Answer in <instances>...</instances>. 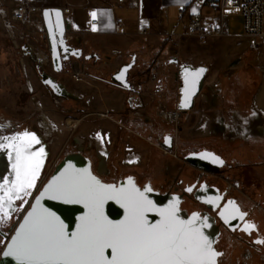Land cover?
Wrapping results in <instances>:
<instances>
[{
	"label": "rangeland",
	"instance_id": "rangeland-1",
	"mask_svg": "<svg viewBox=\"0 0 264 264\" xmlns=\"http://www.w3.org/2000/svg\"><path fill=\"white\" fill-rule=\"evenodd\" d=\"M99 2L100 0H0V120L22 122V127L40 136L47 153L41 171L43 177L52 167L53 161L61 158L64 144L72 133L85 142H92L91 135L94 136L96 132L104 134L100 130L104 129L105 120L93 115L78 121L80 114L70 113L72 111L68 114L65 104L63 108L57 105L54 94L43 82V77V84L40 83L35 65H49L51 62L41 10L44 7H59L55 5L90 7ZM19 3L31 9L27 22L13 17V10ZM168 15L177 23V15L172 9L168 10ZM225 15L229 22L227 38L211 36L185 45L172 44L170 47L171 54L179 50L177 58L182 64L202 65L209 73L204 77L202 96L196 101L193 110L186 112L176 126L158 118L156 114L149 121L154 127L166 126L175 130L177 126L181 128L178 143H186L192 147H211L235 164H247L264 159V119L259 113L261 111L264 114V48L259 41L241 36L243 27L239 10L227 9ZM45 72L51 74L52 70L49 67ZM59 81L67 84V89L74 86L68 75L61 77ZM203 97L207 98L204 104ZM82 104L84 108L87 106L84 101ZM59 108L64 113L59 112ZM208 117L214 118V127L205 136L200 127L204 126L203 121ZM67 119L71 123H67ZM139 120L143 122L141 118ZM111 143V154L116 152L118 161L127 153L138 158V165L132 172L141 175V178H137L140 182L148 180L152 185L158 186L166 178L156 177L166 176L165 173L173 176L181 166V161L176 157L163 154L160 148L149 144L144 134L140 136L123 128L112 138ZM186 148L182 145L180 150ZM258 151H262L260 156L255 154ZM121 169L125 173L128 168ZM249 169L255 171V168ZM249 169L239 166L237 171L241 175L238 179L244 183L243 191L248 198L264 209V178H249ZM43 177L37 178L33 193L47 180ZM21 213L10 216L3 226L6 236H0V249L5 245ZM243 251L244 248L239 255ZM249 255L248 258L239 256L230 262L224 261L223 264H264V252L250 250Z\"/></svg>",
	"mask_w": 264,
	"mask_h": 264
},
{
	"label": "snow or ice",
	"instance_id": "snow-or-ice-1",
	"mask_svg": "<svg viewBox=\"0 0 264 264\" xmlns=\"http://www.w3.org/2000/svg\"><path fill=\"white\" fill-rule=\"evenodd\" d=\"M91 16L95 19L97 13L93 12ZM204 71L199 69L193 75L198 77ZM122 77L123 73L117 79ZM184 106L187 107V104ZM26 138L39 143L34 134L25 132L10 140L4 137L9 143L0 144V148L12 146L15 150L16 163L13 168L16 180L13 181V188L17 193L34 186L42 163L33 164L32 158L42 154L43 148L30 156L24 155L31 144L22 145L17 141ZM84 173L58 178L57 183L49 185L53 190L52 198L84 203L89 209L81 218L77 231L69 235L53 213L47 210L38 212L34 208L12 239L5 256L14 257L18 264H216V257L221 253L216 252L211 241L192 226L198 214L194 213L192 220H180L175 205H170L168 208L155 209L161 219L158 223L149 224L146 213L155 206L144 192L135 188L131 178L128 180L130 188L117 189L114 185L102 184L95 177L86 175L87 170ZM11 191L9 189L0 196V224L9 218L4 201L7 197L10 208ZM145 191L151 189L146 187ZM16 198L19 199V195ZM107 199L122 202L127 213L124 220L113 222L103 214V203ZM36 203L39 205V199ZM251 227L254 225H246L245 230ZM108 249L111 250L110 256L106 255Z\"/></svg>",
	"mask_w": 264,
	"mask_h": 264
},
{
	"label": "flooded vegetation",
	"instance_id": "flooded-vegetation-1",
	"mask_svg": "<svg viewBox=\"0 0 264 264\" xmlns=\"http://www.w3.org/2000/svg\"><path fill=\"white\" fill-rule=\"evenodd\" d=\"M87 55L92 54L82 51L83 57L78 60L77 78L73 76V66L71 62L73 59L63 63L60 71H55L51 62L49 65H35V67H37L35 72L39 76L40 83L43 84L42 77L43 80L44 77L45 80L51 79L50 77H52L55 89L49 87V91L54 94L57 105L61 107L66 105L68 114H80L81 116L78 121H81L83 118L89 115L86 112L88 92H80L75 90V85L86 83L87 79H91L102 84L105 82L102 79L101 72L94 69L93 62L96 60L95 57L92 56L87 60L84 58ZM89 61H91V63ZM174 61L176 62V59ZM49 67L52 70L51 74L45 72V70H47ZM67 75L72 81V84H74L72 87L68 86L69 89L66 88L67 84H61L59 81L61 77H65ZM131 78L134 80L136 89L139 90L140 88L138 87V83L135 82V78L140 81L142 75L136 73L131 75ZM202 99V101H204L203 104L206 103L207 98L203 97ZM83 101L86 106L85 108L82 104ZM59 112L64 113L60 108ZM185 113L186 112H182L180 118L186 115ZM259 113L262 119H264V114H262L261 111H259ZM104 114L108 116V113L103 111L94 113V115L99 118H105L106 116ZM141 119L143 122H140L139 125L136 123V121H138L137 117H134V120L130 121L132 129H135V131L138 132L140 129V133L147 134V139L151 142L149 144L160 149L163 148L169 150L170 152H174V157L181 161V166L177 168V171L173 176L165 173L166 176L160 175L156 177L166 178L162 180L161 184L158 186L152 185L148 180H143V182L138 181L137 178H141V175L139 176L134 171L132 172V169L134 170L138 165V158L135 155L130 156L125 154L124 158L121 161H118L117 153L115 152L113 155L111 154L109 144L112 143H107V139L104 134L102 135L98 132L94 133V136H90L93 140L92 142H85L84 139L76 137L72 133V135L64 144L61 152V158H57L55 161H53L52 167L47 171L45 177H43L41 176V171L43 169L45 159L47 158V153L45 152L46 145L42 143L40 136L36 135L28 128L22 127V122L12 123L9 120L3 119L0 120V125L5 126V129L9 130L10 132H28L30 134H34L36 139L39 140V143L37 144L40 149L43 148V153L41 157L42 163L38 169L35 182H37V178H49L55 166L66 155L80 154L88 159L91 172L103 182L118 185L120 182H124L131 178L132 182L140 188L148 187L160 194L174 195L178 197L180 199L179 207L185 215H191L195 213L200 217H204L211 221L218 229V233L213 245L214 250L218 253H221V255L216 257V264H223L224 261L230 262L239 258V256L244 259L248 258L250 256V250L257 253L264 252V243L257 242L264 241V209H262L259 203L250 200L244 193L243 190L245 189V185L240 181V179H238L240 178L241 174L240 171H237L239 166L246 169L257 168L255 173L251 172L253 175L252 178H264V159H259L258 161L247 164H235L211 147H192V145H186V143H178V134L181 129L178 128V126L176 127V130L166 126L154 127L151 125V121H149L152 118L146 119L144 116H141ZM67 120V123H71V120ZM207 120H209L208 123H205V119L203 121L204 126L200 127L203 129V135L205 136L209 135L213 131L214 127V118L208 117ZM121 128L123 127L120 126V130ZM174 130L176 134H174ZM168 135H172L171 149H168L163 145V143L168 144V137L165 141L163 139L164 136ZM182 145H185L187 148L185 150H180L182 149ZM202 150L211 151L223 159L220 166H212V168L217 171L210 172L202 170L184 160L185 156L189 153H195ZM182 151L184 152L183 154ZM259 153L260 152L258 151L257 154ZM116 160L118 165L115 164ZM122 167L128 168L127 172L124 173V171L121 169ZM35 182L34 186L28 191L24 206L17 208L11 216L19 215L21 212H23V208L27 204L28 200H30V198H32V196L37 192L36 191L33 193ZM222 182H226L227 184L222 185ZM189 189L191 190L189 191ZM234 205L238 208H236ZM226 211L231 214H227L226 216L224 215V218L229 220V224H225L223 219L220 217V215L226 213ZM242 214H244L243 218H241ZM9 218L5 220L3 224H0V236L2 238L6 236L3 226L7 224ZM246 225H254V227L245 230ZM242 248H244V251L239 255V253L242 251Z\"/></svg>",
	"mask_w": 264,
	"mask_h": 264
},
{
	"label": "crops",
	"instance_id": "crops-1",
	"mask_svg": "<svg viewBox=\"0 0 264 264\" xmlns=\"http://www.w3.org/2000/svg\"><path fill=\"white\" fill-rule=\"evenodd\" d=\"M55 6L73 8V14L65 19L68 40L71 44L81 47L83 51L94 55L96 59L93 62L94 69L101 72L105 81L102 84L87 79L86 83L75 85V90L88 92L86 102L88 116L100 111L108 113V116L102 118L105 124L104 129L100 130L104 133L107 143H111L112 138L123 130V128L120 130L118 123L127 130L143 136L140 129L139 132L135 131L130 125L134 117L138 118L136 123L139 125L141 116L151 119L156 114L162 119L159 113L163 107L170 109L179 107L182 87L179 69L182 63L177 58L179 50L171 54L172 44L180 46L181 43L185 45L194 40L216 36L209 34L198 37L189 32L191 13L196 10H199L207 26L218 20L217 11L202 6L201 2L196 0H100L99 4L90 7ZM180 8H183L181 16ZM169 9L176 13L177 23L168 15ZM93 12L97 13L95 18L97 24L90 23L93 20L91 16ZM138 21L150 25L147 34L137 33ZM227 31V35L217 37L229 36V22ZM241 36L245 37L243 34ZM132 55H135V65L130 70V76L136 73L142 75L140 81L135 78L140 88L139 93L127 91L110 81V75L121 65L129 62ZM186 65L195 67L188 63ZM208 74L206 72L204 77ZM201 96L200 92L194 100L193 107ZM130 101L138 105V109L128 107ZM193 107L186 112L192 111ZM208 121L206 119L205 123ZM258 129L260 130V127ZM144 136L147 138V134ZM253 159H256V155ZM256 169L254 172L249 169V178L253 177L252 173H255Z\"/></svg>",
	"mask_w": 264,
	"mask_h": 264
},
{
	"label": "water",
	"instance_id": "water-1",
	"mask_svg": "<svg viewBox=\"0 0 264 264\" xmlns=\"http://www.w3.org/2000/svg\"><path fill=\"white\" fill-rule=\"evenodd\" d=\"M42 23L44 27V33L47 41V46L50 54V60L54 67L55 71H60L62 64L69 61L70 59H81L82 48L77 47L71 44L67 37V27L65 15L61 7H44L41 10ZM94 55H87L84 58L90 59ZM135 65V55L131 56V60L120 66L118 70L113 72L110 76V81L124 88L127 91L139 93V90L136 89L134 85V80L130 76V70ZM199 69H204L205 71L201 73L198 77L193 75ZM123 73L122 79H117L118 76ZM206 73V67L199 65L195 67H190L186 64H182L179 69V74L181 75V98L178 109L182 112H186L192 109L195 98L199 95L202 90L204 83V76ZM49 87L55 89L54 85L51 82L43 80ZM187 104V107L184 105ZM25 132H10L5 129V126L0 125V144L9 143L3 138L8 137L9 140L13 136L22 135ZM168 137V138H167ZM166 138L169 140L168 144L163 143L168 149H171V140L172 135L164 136V141ZM22 145L31 144V147L28 148L24 155L30 156L32 153H38L40 147L38 144L28 140L27 138L23 141H17ZM42 154L37 155L32 158V163L35 164L41 161ZM184 160L189 164L210 172H214L212 166H220L223 159L214 154L211 151L202 150L199 152L189 153L185 156ZM16 163V153L12 146L7 148H0V196H3L5 192L9 189H12L9 192V195L12 197L11 207H8V198L5 197V208L9 211V217L12 215L17 208L23 207L25 198L28 195L30 188H27L25 191L17 193L13 188V181L16 180V171L13 168V165ZM40 167V166H39ZM84 170H87L86 175L95 177L96 180L100 181L105 185H114L117 189L124 187L130 188L128 180L120 182L118 185L109 184L103 182L100 178L95 176L90 169V164L87 158L80 154H68L66 155L54 168L52 174L47 178L43 183L40 189L32 196L31 200L27 207L23 208L20 219L14 226L11 234L9 235L2 251L0 254V264H18L16 259L12 256H5L4 253L8 251L9 246L11 245L12 239L15 237L17 231L20 229L21 225L24 224L25 219L28 217V214L33 211L35 208L38 212L47 210V212L53 213L65 226V231L70 235L73 232H76L78 226L81 224V218L84 217L89 209L85 207L84 203H74L66 202L64 198H52L53 190L49 188V185H54L58 182V178L63 179L67 175L79 176L84 173ZM134 184V183H133ZM135 188L144 192V195L152 201V204L155 208L146 213L149 224L158 223L161 219L159 213L155 209H164L168 208L170 205H175L176 215L180 220L188 221L193 219V214L185 215L184 212L180 209V199L174 195H165L160 194L156 191H145V188H140L136 184ZM48 189V191H46ZM27 193V194H26ZM19 195V199L16 196ZM39 199L40 203L37 205L36 201ZM235 206V205H234ZM238 208L237 206H235ZM103 214L113 222H119L124 220L126 216V209L122 207V202L118 203L116 199H107L103 203ZM230 214L226 211L220 215L225 224H229V220L224 218V215ZM231 215V214H230ZM229 215V216H230ZM195 228H198L207 238L211 241V246L214 249V242L218 229L213 225L211 221L204 217L197 216L195 223L192 225ZM106 255H111V250H106Z\"/></svg>",
	"mask_w": 264,
	"mask_h": 264
},
{
	"label": "built area",
	"instance_id": "built-area-1",
	"mask_svg": "<svg viewBox=\"0 0 264 264\" xmlns=\"http://www.w3.org/2000/svg\"><path fill=\"white\" fill-rule=\"evenodd\" d=\"M201 2L202 6H206L211 8L214 11L218 12V20L216 23L211 26H207L203 19L199 10H196L191 13V19L189 23V32L191 34H195L198 37H205L209 34L216 36H224L228 34L227 31V16L224 11L227 9H237L240 11L242 17V27H243V36L247 38H252L259 41L262 48H264V0H196ZM63 14L65 15V19L67 16L73 14L72 7H62ZM13 17L20 20L21 22H27L31 9L28 6H25L23 3L17 4L16 8L13 10ZM183 14V8L179 10V16ZM91 24H97V20L93 19L90 21ZM150 25L141 23L138 21L137 24V33L140 35H145L149 32ZM73 66V76L75 78L78 77V60H72ZM128 107L133 110L138 109V105H135L134 102H128ZM181 110L178 108L168 109L163 107L160 111L159 116L165 120L167 123H173L175 126L181 117ZM107 116L106 114H104ZM125 128L122 124L118 123ZM149 143L150 140H148ZM163 154H170L174 156V152H170L169 150L161 148ZM127 155H130L127 153ZM4 247V246H3ZM0 249V254L3 249Z\"/></svg>",
	"mask_w": 264,
	"mask_h": 264
},
{
	"label": "bare ground",
	"instance_id": "bare-ground-1",
	"mask_svg": "<svg viewBox=\"0 0 264 264\" xmlns=\"http://www.w3.org/2000/svg\"><path fill=\"white\" fill-rule=\"evenodd\" d=\"M45 81H47V82H51V83L53 84L52 80H50V79H47V80H45Z\"/></svg>",
	"mask_w": 264,
	"mask_h": 264
}]
</instances>
